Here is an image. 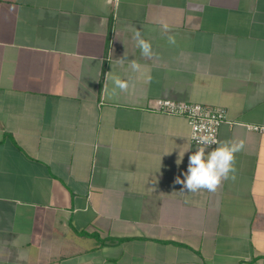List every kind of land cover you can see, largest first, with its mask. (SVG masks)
I'll return each instance as SVG.
<instances>
[{"label":"crops","instance_id":"obj_1","mask_svg":"<svg viewBox=\"0 0 264 264\" xmlns=\"http://www.w3.org/2000/svg\"><path fill=\"white\" fill-rule=\"evenodd\" d=\"M159 98L226 109L234 181L182 191L197 145ZM247 125L264 126V0H0V264H264Z\"/></svg>","mask_w":264,"mask_h":264},{"label":"clouds","instance_id":"obj_2","mask_svg":"<svg viewBox=\"0 0 264 264\" xmlns=\"http://www.w3.org/2000/svg\"><path fill=\"white\" fill-rule=\"evenodd\" d=\"M112 0H108L111 3ZM118 2V0H117ZM161 30L167 35L170 45L176 44L174 35H170V25L167 21H160ZM133 40L136 47L140 50L141 56L145 59H152L155 53L152 50L150 41L143 38L141 31L136 29L133 33ZM134 70H138L139 65L134 61L131 64ZM113 88L111 95L116 96L117 90L124 92L128 90L129 84L126 80L121 79L119 75L113 74ZM199 108L194 111L198 112ZM212 122L205 124L203 121L197 124L195 121L191 124V138L196 142V149L188 156L187 170L175 178V183L182 185V191L187 190L189 193H197L201 190L216 192L223 181L235 180L236 154L244 149V141L220 142L217 140L215 130L211 126ZM215 145V147H212ZM191 147L179 152L177 164L183 160L184 154L189 152Z\"/></svg>","mask_w":264,"mask_h":264},{"label":"built area","instance_id":"obj_3","mask_svg":"<svg viewBox=\"0 0 264 264\" xmlns=\"http://www.w3.org/2000/svg\"><path fill=\"white\" fill-rule=\"evenodd\" d=\"M197 108H199V111L194 114V111ZM154 110L169 115H179L185 117L190 126V141L194 144H196V142L191 138V124L193 121L197 124L202 121L207 124L208 121H211V126L215 130V135L218 141L221 126L223 123L228 122L225 108L210 106L202 103L174 101L168 98H159L156 100ZM247 129L264 132V126L247 125ZM212 147H215V145Z\"/></svg>","mask_w":264,"mask_h":264}]
</instances>
